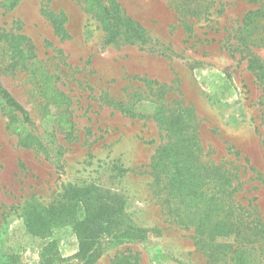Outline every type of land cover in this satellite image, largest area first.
Segmentation results:
<instances>
[{"label": "rangeland", "instance_id": "374dc122", "mask_svg": "<svg viewBox=\"0 0 264 264\" xmlns=\"http://www.w3.org/2000/svg\"><path fill=\"white\" fill-rule=\"evenodd\" d=\"M119 1L148 43L105 44L79 0H0V87L31 118L0 97V264H213L152 172L169 111L264 231V0Z\"/></svg>", "mask_w": 264, "mask_h": 264}, {"label": "trees", "instance_id": "16d2710c", "mask_svg": "<svg viewBox=\"0 0 264 264\" xmlns=\"http://www.w3.org/2000/svg\"><path fill=\"white\" fill-rule=\"evenodd\" d=\"M79 1L100 22L105 44L122 42L136 45L146 44L150 40L149 30L127 15L119 0ZM19 37L26 38L25 35ZM0 97L23 122H31L28 111L10 91L0 87ZM171 113L169 111L160 117V123L166 125L165 131L170 141L158 148L152 162L155 180L163 191L164 200L170 206L168 218H173L176 224L192 230L196 243L213 264H264V231L260 220H252L249 211L237 206L227 171L202 159V149L195 142L191 144L196 139L189 131L191 124L182 121L172 127ZM19 144L45 150L31 133L19 134ZM84 208L83 220L74 219L77 227L84 224L87 214L91 212L86 203ZM128 232L131 233L129 238L136 241L144 239L148 234V230L141 228H130ZM77 235L81 247L85 246L84 241L88 238L83 237L79 231ZM115 264L131 263L122 258Z\"/></svg>", "mask_w": 264, "mask_h": 264}]
</instances>
